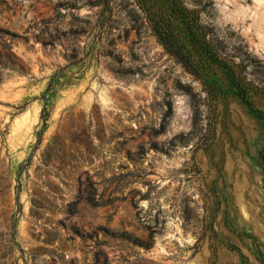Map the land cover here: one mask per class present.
I'll list each match as a JSON object with an SVG mask.
<instances>
[{"label":"rangeland","instance_id":"rangeland-1","mask_svg":"<svg viewBox=\"0 0 264 264\" xmlns=\"http://www.w3.org/2000/svg\"><path fill=\"white\" fill-rule=\"evenodd\" d=\"M236 83L264 112V0H0V264H264Z\"/></svg>","mask_w":264,"mask_h":264},{"label":"trees","instance_id":"trees-1","mask_svg":"<svg viewBox=\"0 0 264 264\" xmlns=\"http://www.w3.org/2000/svg\"><path fill=\"white\" fill-rule=\"evenodd\" d=\"M194 40H197V42L201 43V41L205 40V36H201V38L199 39H194ZM179 49H184L183 47H179ZM204 49V48H203ZM187 50V49H186ZM181 55H182V58L183 60L185 61V63L187 65L190 66V70L193 71V72H196V73H200V69L201 67H198V65L196 63H194L192 57H191V54L187 51L185 52H180ZM207 58L211 59L212 63H218L219 65L223 66L222 63H220L219 59H218V53L214 50H212V47H210L208 45V49H207ZM227 65H225L226 67ZM233 77V80L236 82V80H238V77L236 75H232ZM236 86L238 88V92L237 94L241 96V98L244 99V101L247 103L248 107L250 108L251 110V113H253L254 115L258 116L259 118H262L264 119V112L257 109L256 107H254V105L252 104V102L246 97V95L243 92V88L237 83H236ZM263 160H264V154H263Z\"/></svg>","mask_w":264,"mask_h":264}]
</instances>
